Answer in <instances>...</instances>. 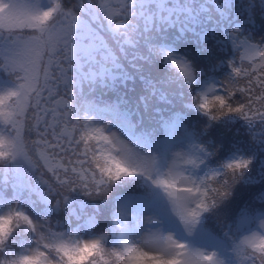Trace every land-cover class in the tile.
<instances>
[{
  "label": "snow or ice",
  "instance_id": "snow-or-ice-1",
  "mask_svg": "<svg viewBox=\"0 0 264 264\" xmlns=\"http://www.w3.org/2000/svg\"><path fill=\"white\" fill-rule=\"evenodd\" d=\"M99 7L108 31L115 34L113 17L103 4ZM216 7L222 11L219 4ZM59 10L58 0H53V5L44 10H37L32 0H0V72L12 79V86L0 91V122L8 125L7 131L12 137L0 135V159L24 153L28 135L34 134L31 148L36 154L34 167L39 173L46 171L61 185H66L71 178L80 181L82 187L92 182L96 191H100L101 186L110 181L140 169L129 168L113 154L121 150L123 142L105 134L102 128L90 127L86 119L73 118L72 97L78 83L73 70L83 67L76 56L75 41L80 18L69 9L58 20H53ZM172 11L168 8V16ZM135 15L134 11L126 12L125 22L118 26L127 27L128 18ZM153 20V16L148 15L144 32ZM229 36L234 46L243 45L238 57L240 63L234 65L232 60L228 61L231 76L224 81L223 94L213 92L218 85H210V94H198L197 107L212 119L235 113L249 121H264V45L250 43L235 26ZM96 39L99 45L89 42L80 47V52L93 62L95 51L101 46L109 47L104 36L97 34ZM126 42L131 43V40ZM149 49L179 70L186 82L193 81V69L185 57L152 44ZM111 55L115 62V55ZM104 71L101 65L100 73ZM237 93L239 100L234 99ZM176 155L178 159L166 174L149 179L166 193L173 210L186 223L194 222L215 198L228 194L231 183L249 165L248 159L237 158L225 165L223 175L212 172L197 182L184 174L181 165L195 166L200 158L191 153ZM45 182L50 186V182ZM14 221L33 223L22 212L0 216V248L5 246ZM260 228L264 230V219L260 220ZM40 240L43 242L44 237ZM43 247L53 249L60 264H215L213 254L189 253L184 244L171 236L164 237L162 243H155V247L162 249L157 251L125 243L123 250L113 249L107 253L99 240L68 244L55 237L43 243ZM236 252L246 257L249 264H264V234L252 232L244 236L236 245ZM0 264L52 262L45 252L35 251L11 258L5 254Z\"/></svg>",
  "mask_w": 264,
  "mask_h": 264
},
{
  "label": "rangeland",
  "instance_id": "rangeland-1",
  "mask_svg": "<svg viewBox=\"0 0 264 264\" xmlns=\"http://www.w3.org/2000/svg\"><path fill=\"white\" fill-rule=\"evenodd\" d=\"M204 1L193 0L189 4L191 7L189 14L199 19L200 26L207 27L211 21V14L204 15L199 11V3L203 4ZM231 1L233 5L228 10L229 12L232 9L264 8V0ZM58 2L60 10L55 14L53 20H58L69 9L80 18L75 30V41L76 56L83 67L73 70L74 79L78 81L72 97L74 119L84 120L81 117V104L78 102L84 94H95L102 98L108 96L113 87L114 91H128L138 98H165L172 91L177 90V77L172 71L177 69L173 66L168 69L162 56L154 55L152 52L146 53L144 48L149 47V44L157 46L158 38L157 34H154L157 27L168 25L174 31L171 22L178 21L177 15L173 12L177 13L179 5L172 2L165 4L164 0H88L82 5L71 3L70 0H58ZM32 3L37 10H44L53 5V0H32ZM100 4H103L109 16L113 17L111 23L115 34L108 31L106 22L100 14ZM168 8L173 9L170 16H168ZM129 11H134L136 15L128 18V26H118L125 22V13ZM242 11L241 16H243ZM150 14L153 18L155 15L156 20H153L148 31L144 32L145 21ZM263 16L261 14L257 17V33L259 35L260 28L264 26ZM133 26H136L134 30ZM254 30L256 31L255 28ZM97 34L104 36L109 47L105 49L101 46L98 51H95V61L93 62L88 59L87 55L80 52V47L89 42L99 45L100 42L96 39ZM248 36L255 41L254 44L259 46L250 34ZM127 40H131V43L126 42ZM110 53L115 55V62H113ZM101 65L105 68L103 74L100 73ZM102 83L105 84L104 88H102ZM110 83L111 85L108 86ZM11 86V77L0 72V91ZM107 88L109 89L107 90ZM164 88H169V90L164 91ZM139 104L142 103L139 102ZM137 118L146 120L148 116L139 114ZM85 119L90 127L102 128L105 134L123 142L121 150L114 151L113 154L122 159L129 168L140 169V171L110 181L107 185L101 186L100 191L92 188L95 186L92 182H89L87 187H82L81 182L75 178H71L66 185H61L49 173L46 171L39 173L38 169L34 167L36 154L31 148L34 134H29L24 153L0 159V216L22 212L33 223L28 225L22 221L19 223L14 221L12 231L0 253V259L4 258L6 249L9 250L11 245L18 248V244L21 243L24 236L27 237L30 229L34 231L32 242L27 246L22 244L19 254L29 255L35 251H43L52 264H60L59 257L53 249L44 248L43 243L50 242L53 237L68 244L99 240L106 252L111 253L113 249L123 250L125 243L147 251L162 250L155 247V243L157 241L162 243L164 237L171 236L173 240L184 244L189 253L199 252L202 254V248L191 244L193 241L198 242V237L195 236L193 229L200 231L199 218L197 217L194 222L186 223L173 210V204L162 189L156 201L159 206L157 209H152L151 212L143 211L142 203L138 206L128 203L122 206V209H116V214L113 217L117 216L122 221L116 226L123 229L126 236L116 238L114 236L115 227L110 230L106 228L103 224V215L110 195L104 208L96 207L94 202L97 200L101 203L104 202L109 191L112 193L126 189L129 190V193L150 192L157 185L149 183L151 182L149 177L154 179L157 175L166 174L172 164L169 168L167 167L168 161L164 153L165 150L162 148L166 139H160L156 144L147 146L145 142L140 141L141 138L131 137L133 125L131 124L129 127L125 120H118L115 113L102 114L89 110ZM7 128L8 125L0 122V135L11 139ZM180 153L184 152L180 149ZM155 156H157L156 159ZM234 159L236 158L230 157L226 159V163ZM10 166L15 168L18 176L13 185V195L10 191L2 189L6 186V170ZM157 166H160L162 171L156 172ZM183 169H188V165H181V170L183 171ZM25 173L27 176L30 175L33 181L26 178ZM184 174L188 175V172H184ZM46 180L50 182V186L45 182ZM73 181L75 182L74 187ZM199 181L200 179L197 182ZM144 182H147L149 187L153 186L147 189L144 187ZM122 213L125 214L124 217ZM83 215L86 217L84 218ZM218 216L219 212L216 213L214 206L209 205L206 209V221L210 227L216 225ZM85 227L88 228L87 231L84 229ZM165 227L166 229H164ZM205 228L209 229V227ZM41 236L44 237L43 242L40 240Z\"/></svg>",
  "mask_w": 264,
  "mask_h": 264
},
{
  "label": "trees",
  "instance_id": "trees-1",
  "mask_svg": "<svg viewBox=\"0 0 264 264\" xmlns=\"http://www.w3.org/2000/svg\"><path fill=\"white\" fill-rule=\"evenodd\" d=\"M175 1L179 2L180 4L184 3L183 0H175ZM155 17L156 16H154V18ZM171 24H172L171 26L174 29H177L180 25V23H178V22H174V23L171 22ZM166 30H173V29L167 25L165 30L162 33H160V30H159V32L157 33V38L158 37L161 38V36H164L165 35L164 32ZM145 52L146 53L151 52L148 46H146ZM230 116L238 123V125L240 127L244 128L248 133H254L257 129L263 130L264 125H261V124L255 123V122H253L251 124L249 123L247 125H244L243 123H241L237 120V119H242V117H240L239 115L233 113ZM261 173L264 174V167L261 169ZM231 184L233 185L234 190L238 188V183L236 181L232 182ZM263 191H264V181H262L260 183V187H259L258 191L254 194H250L251 192L247 188L243 187L239 193L234 194L233 201H237L239 207H246L248 209L256 208L259 205L264 204V200L259 199L260 195H261V193H263Z\"/></svg>",
  "mask_w": 264,
  "mask_h": 264
},
{
  "label": "clouds",
  "instance_id": "clouds-1",
  "mask_svg": "<svg viewBox=\"0 0 264 264\" xmlns=\"http://www.w3.org/2000/svg\"><path fill=\"white\" fill-rule=\"evenodd\" d=\"M193 71H195V66H193ZM249 160V163H250V159H248ZM249 166V165H248Z\"/></svg>",
  "mask_w": 264,
  "mask_h": 264
}]
</instances>
